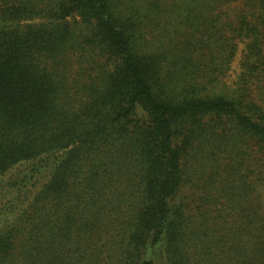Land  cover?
Listing matches in <instances>:
<instances>
[{
    "label": "trees",
    "instance_id": "16d2710c",
    "mask_svg": "<svg viewBox=\"0 0 264 264\" xmlns=\"http://www.w3.org/2000/svg\"><path fill=\"white\" fill-rule=\"evenodd\" d=\"M0 264H264V0H0Z\"/></svg>",
    "mask_w": 264,
    "mask_h": 264
}]
</instances>
